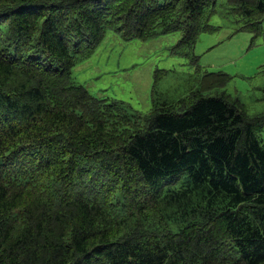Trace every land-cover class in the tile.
<instances>
[{
    "label": "trees",
    "instance_id": "trees-1",
    "mask_svg": "<svg viewBox=\"0 0 264 264\" xmlns=\"http://www.w3.org/2000/svg\"><path fill=\"white\" fill-rule=\"evenodd\" d=\"M226 5L235 32L264 37V0ZM216 12L217 0H0V264H264V112L206 93L229 74L146 115L72 76L108 32H179L171 52L197 62Z\"/></svg>",
    "mask_w": 264,
    "mask_h": 264
},
{
    "label": "rangeland",
    "instance_id": "rangeland-1",
    "mask_svg": "<svg viewBox=\"0 0 264 264\" xmlns=\"http://www.w3.org/2000/svg\"><path fill=\"white\" fill-rule=\"evenodd\" d=\"M210 23L218 29L199 35L197 62L171 52L179 32L159 33L147 40L108 32L92 56L77 62L72 76L92 93L146 115L154 104L175 102L198 88L206 73L221 71L230 75L227 83L206 93L239 98L248 115L264 112V37L251 42V33L235 32L237 22L228 13L226 0H217Z\"/></svg>",
    "mask_w": 264,
    "mask_h": 264
}]
</instances>
